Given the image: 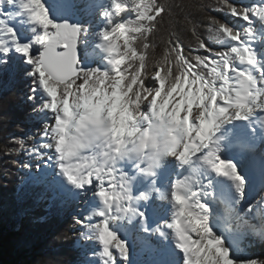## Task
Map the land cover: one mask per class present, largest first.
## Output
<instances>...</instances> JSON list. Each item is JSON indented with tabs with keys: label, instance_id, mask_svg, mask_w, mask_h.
Masks as SVG:
<instances>
[{
	"label": "snow or ice",
	"instance_id": "6c2138e0",
	"mask_svg": "<svg viewBox=\"0 0 264 264\" xmlns=\"http://www.w3.org/2000/svg\"><path fill=\"white\" fill-rule=\"evenodd\" d=\"M212 10L232 18L208 17L219 49L185 17L197 44L171 32L149 72L165 0H0V64L18 56L39 94L28 152L51 174L34 179L85 206L89 264H134V247L150 264H264L244 255L264 240V0Z\"/></svg>",
	"mask_w": 264,
	"mask_h": 264
},
{
	"label": "trees",
	"instance_id": "16d2710c",
	"mask_svg": "<svg viewBox=\"0 0 264 264\" xmlns=\"http://www.w3.org/2000/svg\"><path fill=\"white\" fill-rule=\"evenodd\" d=\"M74 1L77 5L84 2ZM165 2L170 5V12L151 37L155 47L149 50V72L171 32H175L185 46L197 44L192 25L185 17L195 23L198 35L208 47L217 49L220 46L208 31V17L232 19L212 10L215 0ZM237 2L251 4L254 1ZM201 4L209 7L201 9ZM76 11L82 22H87L88 17L78 8ZM80 54L84 63H88L89 56L83 47ZM27 70L18 56H13L6 65L0 64V264H89L92 245H85L89 242L84 240L83 229L75 222L76 218H83L78 202L50 183L34 179L42 175L32 170L34 157L28 148L34 141L28 137L37 133V114L33 110L40 100L39 94L36 100L28 99L32 80L25 75ZM21 139L25 140L23 148L18 143ZM245 245V256L264 259V240L249 235ZM133 256L136 264H150L152 260L150 254L136 247Z\"/></svg>",
	"mask_w": 264,
	"mask_h": 264
},
{
	"label": "rangeland",
	"instance_id": "374dc122",
	"mask_svg": "<svg viewBox=\"0 0 264 264\" xmlns=\"http://www.w3.org/2000/svg\"><path fill=\"white\" fill-rule=\"evenodd\" d=\"M249 1H252V0H249ZM254 1V0H253ZM53 2V0H50V2L49 3H52ZM71 2L72 3H75V1H73V0H71ZM76 4V3H75ZM94 23H97V21H94ZM257 26H259L258 25V22H257ZM25 35H27V33H25ZM256 45V47L257 48H259V50L261 51V50H264V43H258V44H255ZM83 50H84V52H86V53H88V56H89V62L88 63H86V65H90V66H92L93 64H94V59H95V57L93 56V54H92V51H91V47H88V48H83ZM34 135V136H33ZM31 136V139H33V141H39L40 140V137H39V135H37L36 133L35 134H32V135H30ZM33 136V137H32ZM260 149L261 150H264V145H262L261 147H260ZM33 159V162H32V170H34V172H36L37 174H38V172H39V170L41 169V167L42 166H44V164L42 163V164H40V168H37L36 167V165H37V163L39 162L37 159H35L34 160V158H32ZM41 163V162H40ZM48 175H50L51 174V169H48L47 170V172H46ZM45 175V174H44ZM62 193V192H61ZM84 205L82 204V203H78L77 204V208L78 209H80L81 210V215L83 216V213H82V210L84 209ZM130 242H131V240H130ZM85 244V243H84ZM85 245H88V246H90L91 244H85ZM133 261H134V264H136V258L133 256Z\"/></svg>",
	"mask_w": 264,
	"mask_h": 264
},
{
	"label": "bare ground",
	"instance_id": "6f19581e",
	"mask_svg": "<svg viewBox=\"0 0 264 264\" xmlns=\"http://www.w3.org/2000/svg\"><path fill=\"white\" fill-rule=\"evenodd\" d=\"M100 1H103V0H100ZM15 10H16V8H15L14 6H9V5H7V4H5V5L3 6V11H4L5 13H7V12H9V11H15ZM9 23L12 24V25H14V26H16V27H18V28L20 27L19 24H18V22H17L16 20L9 21ZM255 160H259V157L256 156V157H255Z\"/></svg>",
	"mask_w": 264,
	"mask_h": 264
},
{
	"label": "water",
	"instance_id": "95a60500",
	"mask_svg": "<svg viewBox=\"0 0 264 264\" xmlns=\"http://www.w3.org/2000/svg\"><path fill=\"white\" fill-rule=\"evenodd\" d=\"M81 55V54H80Z\"/></svg>",
	"mask_w": 264,
	"mask_h": 264
}]
</instances>
